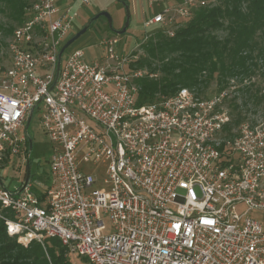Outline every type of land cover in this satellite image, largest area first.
Returning a JSON list of instances; mask_svg holds the SVG:
<instances>
[{
  "label": "built area",
  "instance_id": "obj_1",
  "mask_svg": "<svg viewBox=\"0 0 264 264\" xmlns=\"http://www.w3.org/2000/svg\"><path fill=\"white\" fill-rule=\"evenodd\" d=\"M27 1L11 64H0V167L18 156L26 165L14 189L0 175L7 233L26 246L58 238L68 257L89 264H264V117L232 127L225 89L206 97L182 86L140 103L138 79L157 72L132 67L116 35L103 39L101 59L66 53L51 89L79 12ZM146 1L144 27L170 36L211 2ZM37 108L54 149L42 196L25 182L26 125ZM99 163L105 186L95 187L88 169Z\"/></svg>",
  "mask_w": 264,
  "mask_h": 264
},
{
  "label": "trees",
  "instance_id": "obj_2",
  "mask_svg": "<svg viewBox=\"0 0 264 264\" xmlns=\"http://www.w3.org/2000/svg\"><path fill=\"white\" fill-rule=\"evenodd\" d=\"M5 1L10 8V17L21 25L26 19L28 1ZM15 28L9 26L7 31L13 33ZM219 30L226 31L223 37L215 34ZM259 34L264 35V0H219L196 10L174 36L162 29L156 30L144 44L147 56L131 64L162 74L160 77L147 74L138 79L141 87L139 102L153 101L157 94H173L182 86H199L205 82L201 79L203 74L212 78L216 72L220 76L219 91L224 90L229 75L249 73L251 65H257L253 62L255 52L264 61V37L259 39ZM249 93L250 100L257 104L264 99L263 94ZM241 121L242 118H238L235 123ZM0 264L73 263L65 256L58 238H46L44 244L33 241L25 247L7 233L0 217Z\"/></svg>",
  "mask_w": 264,
  "mask_h": 264
},
{
  "label": "rangeland",
  "instance_id": "obj_3",
  "mask_svg": "<svg viewBox=\"0 0 264 264\" xmlns=\"http://www.w3.org/2000/svg\"><path fill=\"white\" fill-rule=\"evenodd\" d=\"M218 1L219 0H211L210 5H214L216 2L218 3ZM77 4H80V0H76L75 5ZM97 6L99 7L98 12L107 11L111 15L112 26H110L108 19L105 16L97 18L91 23L89 29L67 48L63 56L72 49L83 48L86 52L87 61L101 59L105 50V47L102 44L103 38L105 37L104 35L113 33L118 36L119 43L117 44V49L119 50L121 57L130 54L132 61L146 57L147 54L144 49L145 43L140 44L139 46L138 43L147 33L152 34L162 26H160V24H155L146 29L144 27V20L145 17L150 18L151 12L144 10L146 14L143 13L141 3L136 0H92L90 5L82 6L80 8L82 12L79 13V16L75 20L74 25L76 31L73 34H76L83 29L84 25L87 24L86 15L90 14V12L94 14V8H97ZM98 12H96L94 16ZM9 26H14L15 28L19 26V24L10 17V8L6 1L0 0V64L5 68L11 64L8 43L11 39L12 33L7 31ZM124 29H126L125 32L117 34V31H123ZM225 33L226 31L224 30L215 32L219 37H223ZM258 37L261 39L264 35L259 34ZM254 57L253 62L257 63V65L252 64L249 73L232 76L229 75L225 79L227 82L225 85V90L227 92L225 101L234 121L232 127L238 125L235 123V120L238 118H242V121L246 119L255 121L264 117V99L257 104L249 98V91L258 96H261L262 94L264 95V61L259 58L257 52L254 53ZM250 62L253 63L252 60H250ZM157 64L158 62H156L153 67H157ZM143 68L150 72L148 67ZM161 75V72L157 71V76L160 77ZM201 79L205 80V82L194 87L201 95L208 97L220 92V76L218 72H216L215 76L212 78L208 77L207 74H203ZM39 113V109L37 108L34 111L27 132L33 140L30 162V179L37 192H44L51 182L49 160L54 149L53 143L42 129L39 120ZM25 166L26 165L23 164L21 157L19 156L16 157V161L8 162L4 166H1L0 175H2L3 183L12 189L18 187L21 183L20 180L25 171ZM95 166H97L96 168L98 169V172ZM102 166L103 163H99L93 166L90 165V169H88V171L95 173L99 177L94 185L95 187L105 186ZM252 215L256 216L255 213ZM106 223L107 225H110L108 218H106ZM21 244L28 247L31 243L27 246L24 243ZM64 254L73 264H89L86 258L79 256L78 254H70L68 257L66 255L67 252L65 247Z\"/></svg>",
  "mask_w": 264,
  "mask_h": 264
},
{
  "label": "water",
  "instance_id": "obj_4",
  "mask_svg": "<svg viewBox=\"0 0 264 264\" xmlns=\"http://www.w3.org/2000/svg\"><path fill=\"white\" fill-rule=\"evenodd\" d=\"M101 16H105L108 19V22L110 24V26H112V17L111 15L107 12V11H100L98 12L95 16H93L90 21L83 27L82 30H80L79 32H77L75 35H73L69 40L66 41V43L63 45V47L61 48L60 51V55H59V61L57 63V71H56V77H55V81L51 86V89L54 88L55 84L57 83L58 79H59V75H60V70H61V65H62V58H63V54L65 53V51L67 50V48L76 40L78 39L83 33H85L89 27L91 26V23L96 20L97 18L101 17ZM126 29H124L123 31H117V33H123L125 32ZM33 117V114L30 115L27 125H26V130L28 131V127L30 125L31 119ZM28 142H29V152L31 153V149H32V145H33V140L32 137L28 134ZM30 162H28L27 165V170H26V177H25V182L28 181V179L31 176V167H30ZM1 179V178H0Z\"/></svg>",
  "mask_w": 264,
  "mask_h": 264
},
{
  "label": "crops",
  "instance_id": "obj_5",
  "mask_svg": "<svg viewBox=\"0 0 264 264\" xmlns=\"http://www.w3.org/2000/svg\"><path fill=\"white\" fill-rule=\"evenodd\" d=\"M136 1H139L140 3H141V6H142V12L144 13L145 11L144 10H147L148 12L150 11V8H149V5H148V2L146 1V0H144V1H142V0H136ZM57 3L59 4V6L61 7V8H67V7H71V8H73V9H75V10H78V12L80 13V12H82L81 10H80V8L83 6L82 5V2H81V0H80V4H77V5H75V3H76V0H57ZM145 7H146V9H145ZM148 8V9H147ZM80 10V11H79ZM99 11V7L97 6V8L95 7L94 8V14L96 13V12H98ZM94 14L92 13V12H90V14H87L86 15V20H87V23L90 21V19L94 16ZM79 16V15H78ZM77 19V18H76ZM75 19V20H76ZM74 24H75V21H74ZM73 24V30L71 31V33L69 34V37H68V40L73 36V35H75V34H73L76 30V27H75V25ZM85 26V25H84ZM118 34V33H117ZM105 37L104 38H109V37H112V36H115L113 33L112 34H105L104 35ZM103 38V39H104ZM85 54H86V52H85ZM23 175H24V173L22 174V177H23Z\"/></svg>",
  "mask_w": 264,
  "mask_h": 264
}]
</instances>
